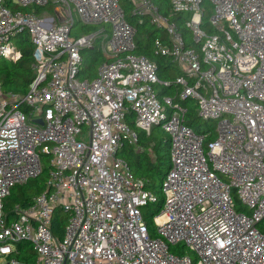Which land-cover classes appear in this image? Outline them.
Returning <instances> with one entry per match:
<instances>
[{"label":"built area","instance_id":"built-area-1","mask_svg":"<svg viewBox=\"0 0 264 264\" xmlns=\"http://www.w3.org/2000/svg\"><path fill=\"white\" fill-rule=\"evenodd\" d=\"M203 1L169 0L164 15L150 0H131L132 14L165 33L153 53L178 70L173 92L158 98L157 64L134 52L135 28L119 0H9L49 7L54 16L0 0V57H20L19 32L33 45L28 90L0 88V264H264V0H208V22ZM73 13L83 23H108L110 35L102 27L71 36ZM96 41L105 59L95 76L80 78V51ZM185 99L195 101L197 118L215 121L213 131L186 124ZM154 126L169 136L170 167L161 205L150 213L151 236L143 207L158 200L118 148ZM43 155L44 189L5 213L4 198L42 171ZM58 208L67 218L54 235ZM21 241L33 261L13 255Z\"/></svg>","mask_w":264,"mask_h":264},{"label":"trees","instance_id":"trees-1","mask_svg":"<svg viewBox=\"0 0 264 264\" xmlns=\"http://www.w3.org/2000/svg\"><path fill=\"white\" fill-rule=\"evenodd\" d=\"M153 5L156 6L159 12L164 15L170 13L169 0H150ZM121 7L124 11L125 18L127 21L134 26L136 36V48L134 52L142 53L149 57L157 64V75L159 77V83L156 84L158 87L157 95L170 94L173 92V86H169L173 82V79L178 74V70L175 65L170 61L168 57L155 55L152 49V43L155 38L165 37V33L162 29L158 28L153 24L147 16H139L132 14V2L131 0H119ZM205 0L202 2L204 5ZM4 4L13 9L20 11H29L31 9L39 12L40 7L34 6H17L11 4L9 1L4 0ZM207 5L204 6L203 18L206 15ZM179 15H172V19L178 24V28L183 32L184 43L186 46L192 45L190 31L178 22ZM14 44L20 50V57L16 61H12L5 57H1L0 60V88L5 92L20 93L23 94L28 90L29 84L32 79V48L33 45L29 39L27 31L19 32L14 37ZM82 57V67L79 71L80 78H92L96 74L97 66L105 58L99 49L85 48L80 51ZM163 82H168V85H164ZM181 104L186 107V124L192 127L195 131H198L195 120L197 119L195 111V103L191 104L190 99L181 101ZM129 125L134 128L131 117H129ZM159 127V126H155ZM149 132L141 131L137 132V143L135 145L129 143L126 140H121L118 155L124 159L132 173L140 178L144 179V187L150 191H159L161 182L170 167V139L164 134V131H160L156 134V130ZM210 139L213 138V134L210 135ZM48 167L45 165L42 171L29 178L22 184L14 185L10 193L4 198L3 209L5 213H10L15 203L21 205L27 204L31 198L42 191L45 186V179L47 177ZM162 202V194L156 204V209L152 213L154 214L160 207ZM154 203H147L143 208L145 209V220L150 231H155L153 227V221L150 216L149 206ZM242 209V207L240 208ZM67 215L63 213L59 208L55 210L54 217L51 222V230L54 235H61L63 227L65 225ZM264 225V222L258 224L259 227ZM17 253L13 254L17 258L25 259L28 261L34 260V252L29 243L18 242L16 244ZM168 250L174 254L187 253L190 254L194 260V256L190 253L183 245H168Z\"/></svg>","mask_w":264,"mask_h":264},{"label":"rangeland","instance_id":"rangeland-1","mask_svg":"<svg viewBox=\"0 0 264 264\" xmlns=\"http://www.w3.org/2000/svg\"><path fill=\"white\" fill-rule=\"evenodd\" d=\"M5 1H9V0H5ZM203 5V4H202ZM207 5V11H206V15L204 16V21L208 22L209 21V17L211 15V13L213 12V8L210 5V2L208 0H205V3L203 6L206 7ZM31 8H33V6H29ZM39 12H41V14H46V15H52L54 16V11L53 9L49 8V7H40ZM188 16L187 14H183V19H186ZM73 26H72V31H71V36H79L81 34H85V33H90L93 31H97L100 28H105V31L107 32V37L110 35V31H111V27L108 23H83L81 20H79L78 16L76 15V13H73ZM178 22H180L183 26H184V21H180L178 20ZM178 24V23H177ZM14 40V38H13ZM135 40H136V36H135ZM99 46V41L95 42V45L92 49H98ZM153 59V58H152ZM1 60V57H0ZM98 67V66H97ZM155 90L156 93H158V87L155 86ZM161 96L158 95V98H160ZM190 103L194 104L195 101L190 99ZM195 125H197L198 130L202 131V130H206L209 129L211 131H213V129L215 128V121L214 120H202L200 118H197L195 120ZM155 127V126H154ZM153 131L156 130V134H159L160 131L162 132V130L159 127H155L152 129ZM137 132H141V130L137 129ZM165 136L168 138V134L166 132H164ZM41 163L43 166L48 164V158L47 156L43 155L41 156ZM154 197L157 198V200L161 197V191H153L152 192ZM233 199H234V203H235V209L238 210L242 207V203L239 201V199L236 197V195L233 194ZM156 209V204H151L149 206V213H153ZM145 211V209L143 208V212ZM149 233L151 236H153V231L149 230ZM174 246V245H171Z\"/></svg>","mask_w":264,"mask_h":264}]
</instances>
